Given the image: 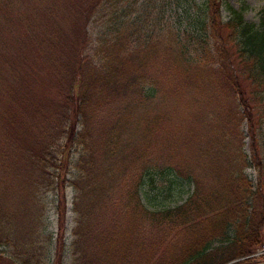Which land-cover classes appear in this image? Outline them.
I'll return each instance as SVG.
<instances>
[{
  "label": "trees",
  "instance_id": "obj_1",
  "mask_svg": "<svg viewBox=\"0 0 264 264\" xmlns=\"http://www.w3.org/2000/svg\"><path fill=\"white\" fill-rule=\"evenodd\" d=\"M46 2L49 5L43 6L45 10L36 9V31L33 34L37 35L40 45L38 58L48 56V48L62 36L63 26L68 30V25H72L71 20L68 23L70 15L78 14L85 26L75 31L80 34L79 38L77 34L78 49L75 52L77 67L75 75L69 72L70 80L67 77V106L58 115L51 135L43 140L42 147H38L36 153L33 148L28 149L23 160L29 174L48 178L52 188L59 189L58 195L62 193L63 197L65 168L73 158L71 148L74 147L77 154L74 173L72 171L74 201L78 205L79 199L87 196L85 204L92 210L95 205L91 203H101L116 176H123L122 165L118 162L126 161L134 150L141 151L144 146L137 142H144L141 135L136 139L131 131L146 128L147 124L142 120L148 108L146 100H152L157 86L161 85L158 68L154 67L151 73L146 66L171 65L174 69L180 68L178 70L184 78L185 75L190 79L194 76L207 77L206 81H202L206 85L216 74L214 71H220L221 67L224 87H228L224 90L226 100L229 95L228 103L224 100L223 105L224 128L220 127L223 133L218 131L207 136L203 144L207 140L209 145L196 148L192 153V158L197 161L207 160L205 173H200L201 168L195 171L191 164L186 167L188 172H184L172 164L144 163L147 166L141 181L145 180L151 188L161 184L169 191L180 186L178 181L184 175H190L188 178L197 184L195 193L188 194L174 210H167L165 216L172 222L165 233L169 243L161 242L159 245L156 242L154 255L150 253L147 261L148 264H219L239 257L242 259L228 264L256 261L252 253L264 234V19L258 24L246 21L243 9L229 6L225 24L228 29L227 44L232 42L235 47L231 52L225 49L222 0H72L69 5L63 0ZM50 5L51 11L56 10L59 20H66L65 25L48 14ZM178 8L185 20L168 15L170 12L177 13ZM155 13L159 15L153 17ZM193 15L198 18L194 19ZM91 23L94 26L88 27ZM97 23H100L99 27ZM95 34V47L90 48L89 53L83 51L87 36ZM83 36L85 40H82ZM88 46L92 47V43ZM7 50V44L1 41L0 36V55L10 51ZM191 72L196 73L191 75ZM22 80L23 76L19 70L13 69L11 62L0 60V130L5 132L2 133L3 142L8 145L0 152V160L5 151L16 147L18 137L15 129L21 119L18 108L25 101ZM243 80L251 89L242 85ZM135 91L139 94L137 99L131 96ZM156 99L160 101V98ZM218 101L220 98L211 95L202 113L211 109L212 105L208 104ZM102 105L108 108L111 118L104 132V145L100 144L102 148L95 150V155L92 117ZM70 112L74 116L72 122L69 120ZM35 113L44 114L45 108H36ZM240 125L245 126V130H240ZM147 129L154 130L152 125ZM18 132L23 136L22 128ZM126 133L130 134L123 137ZM60 140L65 143H60ZM78 146L82 150H78ZM61 147L66 152L64 157ZM83 157L88 159L83 160ZM99 157L104 165L101 163L95 169L93 160L97 162ZM121 157L124 158L120 160ZM209 168H212L211 173H206ZM98 169L102 171L99 177ZM248 169L255 171L254 178ZM205 174H210L211 179L202 183ZM132 190L134 198L140 200V183L133 185ZM59 203L60 199L57 210ZM64 203L59 210V245L55 243L54 247L58 254L66 221V201ZM75 211L81 212L78 206L73 208ZM79 212L77 217L73 215L75 228L86 221V216ZM206 212L210 215L205 216ZM41 217L42 213L39 219ZM155 217L157 225L163 215L156 214ZM205 229L214 230V233L206 234ZM85 236L73 231V264H101L99 256L92 260L83 250ZM163 244L165 254L155 255L156 247ZM45 249L48 250L47 247L42 250Z\"/></svg>",
  "mask_w": 264,
  "mask_h": 264
},
{
  "label": "rangeland",
  "instance_id": "obj_2",
  "mask_svg": "<svg viewBox=\"0 0 264 264\" xmlns=\"http://www.w3.org/2000/svg\"><path fill=\"white\" fill-rule=\"evenodd\" d=\"M63 1L67 5L72 3V0ZM48 5L46 0H0V36L1 41L7 44V51L10 50L5 55L1 54L0 60L11 62L13 69L19 70V74L23 76L22 95L25 98L18 108L21 119L15 129L18 137L16 147H10L9 151H5L2 155L3 159L0 160V264H73L72 258L75 257L71 255L73 231L86 235L83 250L87 251V256L92 260L94 257L98 259L99 256L101 264H148L147 260L150 253L153 254L154 244L169 243L170 239L165 236V233L172 222L170 223L165 216L167 210H174L175 206L182 203L188 194L195 193L197 184L193 179L188 178L190 175H184L182 180L178 181L180 186L177 185L178 187L175 186L169 191L168 188H162L161 184L151 188L145 180L141 181L142 178L144 179V176H141L144 174V167L147 166L144 163L149 161L148 163L157 165L172 164L184 172H188L186 167L191 164L195 171L201 168L200 173H205L207 160L197 161L192 156L194 149L209 145L207 140L203 144L207 136L217 134L218 131L223 133L220 127L224 128L223 105L226 100L224 90L228 87H224L222 68L219 67L220 71H214L216 74L208 80L209 84L206 85L202 81H206L207 77L204 79L194 76L190 79L188 75H185L184 78L180 75L178 70L180 68L174 69L171 65L146 66L149 72L154 67L158 68V78L161 83L159 88L157 86L156 95L153 94L154 98L146 100L148 108L142 117L144 124L148 127L152 125L154 130L148 131L146 126L142 131H131L133 137L137 139L141 135L144 140L143 143L137 140L140 145H144L142 150H134L130 158L118 162L122 165L123 176H116L108 195L103 197L101 203H98L99 201L91 203L95 206L90 210L85 204L88 200L87 196L83 199L81 197L78 205L74 201L73 165L77 160L74 147L71 148L73 158L67 162L65 168L63 197H61L62 193L58 195L59 189L52 188L48 178L30 175L24 166L23 159L26 158L28 149L33 148L36 153L39 150L37 148L42 147L43 140L50 137L58 115L64 111L67 92L65 89L68 87L67 77L69 76L70 80L71 73L75 75L77 67L75 52L78 49L77 34L78 38L80 35L77 32L80 26H85L84 20L80 19L78 14L70 15L68 23L70 24L71 20L72 25H68V30L66 26H63L62 36L48 48L49 51L46 54L48 56L38 58L36 55L39 54L40 45L36 40L37 35L33 34L36 31V9L45 10L44 7ZM229 6L243 9L244 19L258 24L264 19V0H222L221 17L224 23L225 49L228 48L233 52L234 44L232 42L227 44L226 41L228 29L225 22L228 18ZM48 14L65 25L66 20H59L56 10L51 11V5ZM175 14L170 12L168 15L185 20L180 8ZM158 15L155 13L152 16ZM194 15L192 16L194 19L198 18ZM92 25L94 26V23L89 24L88 27ZM97 26L99 27L100 23H97ZM95 37L96 34L87 36V39L83 36L82 40L86 39V45L82 46L83 51L89 53L90 48L95 47L97 44L94 43ZM90 42L92 47L88 46ZM28 68L31 70H27ZM61 71L65 72V74L62 72L63 76ZM173 74H175L174 77ZM243 82L245 83H242L243 86L248 90L251 89L248 82L244 80ZM211 95L220 98V102L208 104L212 105L211 109L206 110L207 113H202V110L207 108L206 104ZM131 96L135 99L139 98L136 91ZM156 98H160V101ZM157 101H159L158 104H156ZM228 101L229 95L226 102ZM42 106L45 108V113L37 115L35 109ZM107 109L104 105L100 106L92 117L91 135L95 155L96 151L102 148L101 145H104L102 144L104 132L110 125L111 117ZM69 120L70 122L74 120L72 112H70ZM19 128H22L23 136L19 134ZM239 129L245 130V126L240 125ZM2 133L5 132L0 130V152L3 151L4 146H8L3 142L4 134ZM128 134L130 133L124 134L123 137H127ZM247 141L248 138L245 139V142ZM60 143H63L62 140ZM78 147V150H82L80 146ZM245 148L248 149L247 144ZM61 151L63 152L62 147ZM63 153L64 157L66 152ZM123 158L121 157L120 160ZM86 159L88 158L83 157V160ZM100 159L101 157L96 160L97 162L93 160V164H96L95 169L103 163ZM100 170L98 169V177L102 175ZM210 171L212 168H209L206 173H211ZM248 171L254 178L255 171L252 169ZM202 179V183L210 181V174H205ZM137 182L140 183L142 192L138 201L134 198L132 190ZM63 200L66 201V221L62 231L63 243L58 254L54 251V247L55 243L59 245L58 219L61 204H65ZM75 206L81 210V212L78 211L79 213L86 216V221L79 228H75L74 223L73 215L78 216V212H73ZM41 213L42 217L39 219ZM156 214L163 215L161 221L156 222L157 225L154 223ZM209 215L210 212H206L205 216ZM88 220L90 221L87 222ZM205 230L206 234L214 233V230ZM40 244L44 247L41 248ZM164 244L157 245L155 255L165 254ZM45 247L48 250H42ZM259 250H264V234L262 241L252 253L257 260H263L264 254H259ZM241 259L242 257H239L236 260ZM227 261L229 260L219 264Z\"/></svg>",
  "mask_w": 264,
  "mask_h": 264
},
{
  "label": "water",
  "instance_id": "obj_3",
  "mask_svg": "<svg viewBox=\"0 0 264 264\" xmlns=\"http://www.w3.org/2000/svg\"><path fill=\"white\" fill-rule=\"evenodd\" d=\"M233 261H236V260H233ZM233 261H230L228 263H231ZM228 263H226V264H228ZM240 264H264V259L263 260L254 261V262L240 263Z\"/></svg>",
  "mask_w": 264,
  "mask_h": 264
},
{
  "label": "bare ground",
  "instance_id": "obj_4",
  "mask_svg": "<svg viewBox=\"0 0 264 264\" xmlns=\"http://www.w3.org/2000/svg\"><path fill=\"white\" fill-rule=\"evenodd\" d=\"M259 254H264V250H259Z\"/></svg>",
  "mask_w": 264,
  "mask_h": 264
}]
</instances>
